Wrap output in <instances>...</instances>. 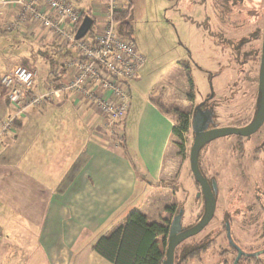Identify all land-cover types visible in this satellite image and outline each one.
<instances>
[{
    "label": "rangeland",
    "instance_id": "1",
    "mask_svg": "<svg viewBox=\"0 0 264 264\" xmlns=\"http://www.w3.org/2000/svg\"><path fill=\"white\" fill-rule=\"evenodd\" d=\"M121 3L124 9L127 1ZM92 8L97 15L106 12L100 6ZM96 19L93 29L101 32L105 18ZM129 22L131 29L126 32L145 59L140 71L141 90L147 94L167 85L164 101L159 97L154 101L176 123L177 112L193 119L198 107L211 111L209 129L243 128L253 121L259 93L264 0H132ZM56 59L53 49L40 45L37 39L17 31L0 34V74L12 65H21L37 70L36 83L40 84L48 65ZM185 65L194 85L193 100L189 98ZM3 76L0 96L10 104L1 85ZM89 108L96 113L91 126L105 138L114 136L103 124L104 113L92 105ZM138 128L136 112L120 126L128 131L131 148L136 146ZM122 142L120 138L113 140L115 144ZM193 142L190 128L170 143L161 185L172 193L155 191L157 199L147 215L150 222H160V215L172 218L166 210L176 201L174 210H185L183 229L196 225L203 216L201 188L190 171ZM199 165L218 187L216 214L205 230L179 246L175 264H264V124L251 137L230 136L208 143L199 153ZM137 208L130 213L140 211ZM159 242L162 247L163 239ZM231 243L256 258L242 256L236 263L238 252Z\"/></svg>",
    "mask_w": 264,
    "mask_h": 264
},
{
    "label": "crops",
    "instance_id": "2",
    "mask_svg": "<svg viewBox=\"0 0 264 264\" xmlns=\"http://www.w3.org/2000/svg\"><path fill=\"white\" fill-rule=\"evenodd\" d=\"M68 1L92 16H106L97 15V7L93 13L92 6L106 9L107 0ZM26 28L17 32L51 49L50 32ZM8 32L0 23V34ZM57 61L48 65L37 91L45 90ZM141 79L132 85L124 119L138 113L133 148L126 129L121 144L98 133L91 126L96 113L70 95L17 117L0 143V264H110L92 251L95 242L122 225L133 209L149 215L155 191L172 193L161 183L175 120L154 102L156 97L164 101L169 89L145 94ZM15 113L0 96V126ZM175 204L172 218L160 215L161 220L174 219Z\"/></svg>",
    "mask_w": 264,
    "mask_h": 264
},
{
    "label": "built area",
    "instance_id": "3",
    "mask_svg": "<svg viewBox=\"0 0 264 264\" xmlns=\"http://www.w3.org/2000/svg\"><path fill=\"white\" fill-rule=\"evenodd\" d=\"M121 0H107L105 25L101 32L93 28L81 40L75 39L83 22V12L68 0H2L0 23L8 31L41 27L53 35L54 43L73 52L49 71L46 88L36 90L37 72L21 65L13 67L1 80L16 113L0 126V143L13 131L17 117L30 108L43 109L65 95L73 96L104 113L103 124L110 128L112 140L123 139L120 126L130 107V91L140 79L145 59L133 40L116 31L115 13ZM96 20V16H93ZM92 18V19H93ZM96 26V25H95ZM93 27V26H92ZM27 29V28H26Z\"/></svg>",
    "mask_w": 264,
    "mask_h": 264
},
{
    "label": "trees",
    "instance_id": "4",
    "mask_svg": "<svg viewBox=\"0 0 264 264\" xmlns=\"http://www.w3.org/2000/svg\"><path fill=\"white\" fill-rule=\"evenodd\" d=\"M125 8L115 13V23L117 33L123 37L133 40L128 34L131 29L129 22L130 10L132 7V0H126ZM86 16L93 18L90 12H83V19ZM96 25V20L93 18V27ZM90 31V35H92ZM134 41V40H133ZM50 48L54 49L53 52L61 58L73 57V52L63 49L61 46L53 43ZM59 61L55 65H57ZM53 64V63H51ZM54 67V66H53ZM190 84L189 98L194 99V85L191 78V73L187 65L184 66ZM260 93H258V101L256 106V112L258 108ZM155 102V101H154ZM155 104L163 111V106L155 102ZM177 123L173 128V135L182 137V134L188 132L192 128V119L188 114L183 112H177ZM201 169V166H200ZM204 177L205 174L201 169ZM208 181L211 183L208 179ZM167 187L166 185H161ZM218 188V187H217ZM217 198V192H216ZM183 208L179 209L176 216L182 211ZM166 211L171 212V208ZM184 212V210H183ZM184 216V215H183ZM175 218V217H174ZM173 220H161L160 222H150L144 214L139 211H133L128 215L125 222L114 229L107 235L100 237L95 244L92 246V251L103 258L110 264H163L165 260V251L167 240L169 236L170 226ZM229 224L230 222L227 221ZM226 222V224H228ZM193 227V226H192ZM191 228V227H189ZM186 228V229H189ZM163 239L162 247L159 239ZM164 247V250L162 248ZM179 248V247H178ZM177 248V250H178ZM176 250V252H177ZM176 257V253H175Z\"/></svg>",
    "mask_w": 264,
    "mask_h": 264
},
{
    "label": "water",
    "instance_id": "5",
    "mask_svg": "<svg viewBox=\"0 0 264 264\" xmlns=\"http://www.w3.org/2000/svg\"><path fill=\"white\" fill-rule=\"evenodd\" d=\"M92 26L93 19L90 16H86L77 30L75 39L77 41L83 39L89 33ZM258 89L260 97L256 115L253 121L243 128L223 127L209 129L208 124L212 114L211 111H203L199 107L197 108L192 119L194 142L190 150L189 163L193 178L201 188V195L204 199V214L196 225L186 230H183L182 226V219L184 215L183 210L180 211L177 216H175L170 226L167 247L165 251V260L163 264H175V253L177 248L186 240L199 235L203 230H205V228L212 222L216 214L217 187L214 182L210 183L201 172L199 165V153L201 149L208 143L225 137H251L256 134L264 124V31ZM227 230L229 235V225H227ZM236 249L238 256L235 262L237 263L244 253L240 249Z\"/></svg>",
    "mask_w": 264,
    "mask_h": 264
},
{
    "label": "flooded vegetation",
    "instance_id": "6",
    "mask_svg": "<svg viewBox=\"0 0 264 264\" xmlns=\"http://www.w3.org/2000/svg\"><path fill=\"white\" fill-rule=\"evenodd\" d=\"M262 41H263V37H262ZM261 52H262V50H261ZM261 55H262V53H261ZM259 73H260V69H259ZM227 225H229V224H226V227H227ZM209 226V225H208ZM183 230H186V229H183ZM183 244V243H182ZM236 252H237V249H236V247H234V245L231 243V245H230ZM243 257H246V258H256V255H250V254H248V253H244L243 254Z\"/></svg>",
    "mask_w": 264,
    "mask_h": 264
}]
</instances>
